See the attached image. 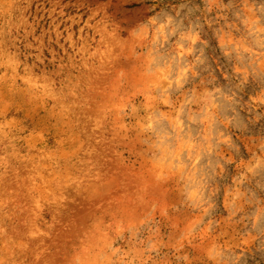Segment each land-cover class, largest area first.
<instances>
[{
	"label": "rangeland",
	"instance_id": "obj_1",
	"mask_svg": "<svg viewBox=\"0 0 264 264\" xmlns=\"http://www.w3.org/2000/svg\"><path fill=\"white\" fill-rule=\"evenodd\" d=\"M0 264H264V0H0Z\"/></svg>",
	"mask_w": 264,
	"mask_h": 264
}]
</instances>
